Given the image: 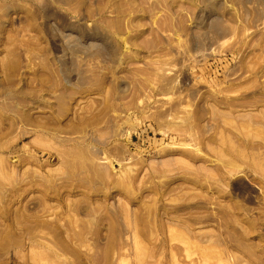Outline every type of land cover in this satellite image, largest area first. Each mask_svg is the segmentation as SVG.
I'll return each mask as SVG.
<instances>
[{
  "label": "rangeland",
  "instance_id": "obj_1",
  "mask_svg": "<svg viewBox=\"0 0 264 264\" xmlns=\"http://www.w3.org/2000/svg\"><path fill=\"white\" fill-rule=\"evenodd\" d=\"M0 264H264V0H0Z\"/></svg>",
  "mask_w": 264,
  "mask_h": 264
}]
</instances>
